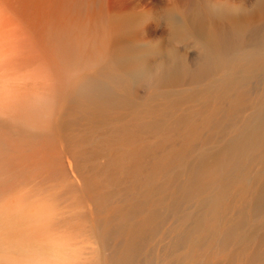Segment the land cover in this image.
<instances>
[{
    "label": "bare ground",
    "instance_id": "bare-ground-1",
    "mask_svg": "<svg viewBox=\"0 0 264 264\" xmlns=\"http://www.w3.org/2000/svg\"><path fill=\"white\" fill-rule=\"evenodd\" d=\"M0 264H264V0H0Z\"/></svg>",
    "mask_w": 264,
    "mask_h": 264
},
{
    "label": "rangeland",
    "instance_id": "rangeland-1",
    "mask_svg": "<svg viewBox=\"0 0 264 264\" xmlns=\"http://www.w3.org/2000/svg\"><path fill=\"white\" fill-rule=\"evenodd\" d=\"M164 1L165 0H129V2L133 6H137L140 8H151V7H154L155 5L158 6L162 4ZM176 1L182 7H190L192 3L194 2V0H176ZM159 31L161 32V29H159ZM195 60H196V56L191 51L189 53V61L193 63Z\"/></svg>",
    "mask_w": 264,
    "mask_h": 264
}]
</instances>
